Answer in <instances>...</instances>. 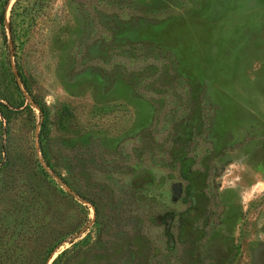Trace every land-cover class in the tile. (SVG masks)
Masks as SVG:
<instances>
[{
	"label": "rangeland",
	"instance_id": "rangeland-1",
	"mask_svg": "<svg viewBox=\"0 0 264 264\" xmlns=\"http://www.w3.org/2000/svg\"><path fill=\"white\" fill-rule=\"evenodd\" d=\"M0 264H264V0H0Z\"/></svg>",
	"mask_w": 264,
	"mask_h": 264
}]
</instances>
